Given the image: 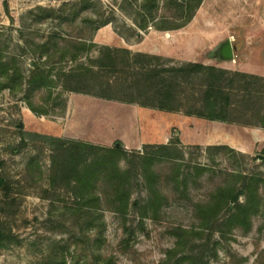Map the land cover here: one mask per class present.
Here are the masks:
<instances>
[{"label":"rangeland","instance_id":"obj_1","mask_svg":"<svg viewBox=\"0 0 264 264\" xmlns=\"http://www.w3.org/2000/svg\"><path fill=\"white\" fill-rule=\"evenodd\" d=\"M137 1L0 0V57L10 67V80L0 79V172L10 184L8 195L0 190V233L5 238L0 264H264V160L256 158L264 156V148L259 141L247 153L207 151L180 143L185 162L179 181L173 161L161 159L151 164L149 179L143 166L131 169L123 161L121 168L131 172L126 212L115 210V189L102 181L94 189L100 204L78 196L69 174V167L76 164L69 152L62 151L61 142L120 146L118 140L110 147L93 142L108 134L102 114H109L114 131L118 126L123 131L119 123L124 119L119 112L123 102L66 91L62 74L81 65L92 67L91 61L101 60L107 49L153 52L163 58L162 62L132 63L130 70L123 65L125 61L118 68L95 67L100 77H85L79 86L85 92L119 97L132 87L130 77L125 81L127 72L138 78L151 64L173 68L189 63L175 59V54L215 66L221 62L215 55L222 44L228 40L235 44L246 37V27L252 23L264 24V0H205L182 30H142ZM164 15L168 12L161 9L158 16ZM75 44H83L77 62L72 60L78 53ZM91 46L94 48L87 52ZM36 69L55 84L32 87ZM71 85L78 88L75 81ZM69 104L74 106L75 125L83 129L87 141L69 131L64 118ZM29 105L39 110L38 115ZM130 108L134 110L127 106V114L132 119L136 114ZM152 114L157 118L151 126L161 133L164 115L169 114ZM143 128V139L154 136L147 130L148 124ZM176 134L172 142H179ZM154 142L148 144L152 149L161 144L160 140ZM88 153L83 152L84 163L89 162ZM135 156L129 155L128 161L138 164ZM252 177L261 183L258 208L252 212L248 231L228 222L233 203L211 216L204 214L203 209L216 204L215 199L226 189H235L239 203H244V178ZM152 192L160 193L159 211L143 212L155 194Z\"/></svg>","mask_w":264,"mask_h":264},{"label":"trees","instance_id":"obj_2","mask_svg":"<svg viewBox=\"0 0 264 264\" xmlns=\"http://www.w3.org/2000/svg\"><path fill=\"white\" fill-rule=\"evenodd\" d=\"M205 0H140L137 1L139 6V28L148 30L154 27L157 31H178L187 27L194 19L196 13L202 6ZM5 8L8 11L7 4ZM161 9L168 12V15L159 17ZM150 19V20H147ZM110 24L106 22L105 25ZM94 45V44H92ZM78 52L72 57V60L77 62L82 51L83 44H75L73 46ZM94 46L88 48L91 51ZM99 61H91L92 67L84 68L82 65L71 71L69 74H62L63 89L66 91L91 94L97 97L116 100L127 104H137L146 108H153L160 111L182 112L187 116H196L209 121H220L225 123L238 124L245 127H259L264 129V78L250 75L241 72H233L217 68L215 66H206L200 63H186L173 68H164L162 66H146L142 73L137 78L136 74L127 72L128 77L132 80V87L126 93L119 97L111 95L93 94L85 92L79 88L80 84L85 81V77H100L95 73V67L106 68L119 67L121 61H125L123 65L128 69H133L132 63L146 60L149 64L151 61L162 62L163 58L149 54L136 53L129 51L107 49ZM124 53V54H123ZM122 54V56H121ZM139 64V62L137 63ZM147 64V65H148ZM166 67V66H165ZM37 72L30 80L31 86H36L38 83L43 88L52 87L53 81L45 75L41 70ZM35 70V71H36ZM10 67L0 57V79L7 83L10 80ZM20 81L23 77L19 76ZM75 81L78 88H74L71 83ZM4 83H2L3 85ZM21 85V84H20ZM5 88V86H2ZM112 91V89H110ZM31 111L38 115L39 110L34 106L29 105ZM64 146L61 148L63 152H69L73 160L69 167V174L72 175L73 184L78 190V196L81 199L92 201L99 204L100 197L95 192L96 183L102 181L109 184L110 188H114L117 195L118 205L115 210L118 212H126L130 206L131 192L129 191L130 170L121 168L123 161L131 164L136 168V165H141L145 169V177L148 179L150 175V165L157 160L173 161L178 168V181L182 175L181 170L185 162V153L181 148L180 142H171L168 145L151 146L146 145L142 151L129 152L124 145L117 143L114 148H102L93 144L84 142H61ZM149 149L152 152H149ZM233 150L229 147H208L206 150ZM83 152L88 153L89 162L84 163L81 159ZM142 152V154H141ZM136 155L140 161L135 164L134 161H128L129 155ZM53 167L57 170V160L54 159ZM203 168L201 167V171ZM261 180L252 177L251 179L244 178V194L246 200L244 203H239V195L235 193V189H226L219 194L216 204L211 208L203 209L205 215L211 216L213 212H217L221 207L231 205L233 203V211L229 214L228 222L233 224V227H244L249 230L251 227L252 212L258 208L259 187ZM0 190L6 195L9 194L10 184L7 178L0 172ZM152 190V189H151ZM153 191V190H152ZM155 193L153 198L143 207V212H149L153 209L159 211L161 201L159 194ZM77 196V197H78ZM94 197V198H93ZM119 202V204H118ZM87 205V204H86ZM135 207L138 209L139 204ZM5 238L0 233V250L5 247Z\"/></svg>","mask_w":264,"mask_h":264},{"label":"crops","instance_id":"obj_3","mask_svg":"<svg viewBox=\"0 0 264 264\" xmlns=\"http://www.w3.org/2000/svg\"><path fill=\"white\" fill-rule=\"evenodd\" d=\"M259 25L260 26H256V24L252 23L247 26L246 37L233 44L236 47L233 60H222L215 56L217 60L221 61L214 64L215 67L264 78V24ZM252 30L255 31L253 32ZM239 36L241 37L239 34L235 35V37ZM147 54L156 55V53L153 52ZM184 57V55H174V58L177 60L197 63L195 59H184ZM200 64L209 66V64L207 65L205 63ZM127 106L133 107V111L136 114L135 117L132 116V119L131 116L127 114ZM119 107V112H121V116L124 117V119H122L123 122H119L120 125H122L123 131L121 132V130H119V126L118 129L116 128L117 130L114 131V125L108 120L109 114H102L100 117L104 120L103 124L105 123V128L107 129L108 134L107 136H104L102 140L97 138L93 143L110 147L112 145L111 142L118 140L127 150L132 149L142 151L144 146L149 143H155L154 141L157 142L160 140L161 144L159 145L170 144L173 140V134L177 133L176 136H178L179 142L184 146L198 145L200 147H205V149L208 147L225 146L247 153L251 148H254V144H258L259 141L260 146L264 148V129L259 127H253L255 130L252 129L251 131H247L243 129L246 128L245 126L220 121H209L196 116H187L182 112L160 111L153 108L142 107L137 104L127 103H122V106ZM128 111L133 112L131 108ZM152 112L169 114L167 117L164 115L162 121L164 131L161 133H158V129L151 126L157 118L154 114L151 115ZM65 114L64 118L68 121L69 131H71L73 135L77 132V134L80 135L78 136L79 139L87 141L88 139L86 136H83V129L81 131V129L79 130L81 127L75 125L77 124V118L75 116L74 106L69 104ZM134 120L136 121L135 125L133 123ZM146 124L149 125L147 130H149V133H154V136L150 135L147 139H143L141 133ZM77 128L78 131L76 130Z\"/></svg>","mask_w":264,"mask_h":264},{"label":"water","instance_id":"obj_4","mask_svg":"<svg viewBox=\"0 0 264 264\" xmlns=\"http://www.w3.org/2000/svg\"><path fill=\"white\" fill-rule=\"evenodd\" d=\"M235 51L236 47L232 44L230 40H228L226 43L222 44V46L217 50L215 56L221 58L222 60H233L235 56ZM256 158L258 160H264L263 155H257Z\"/></svg>","mask_w":264,"mask_h":264}]
</instances>
